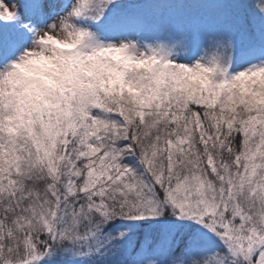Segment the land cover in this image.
<instances>
[{
  "label": "snow or ice",
  "instance_id": "obj_1",
  "mask_svg": "<svg viewBox=\"0 0 264 264\" xmlns=\"http://www.w3.org/2000/svg\"><path fill=\"white\" fill-rule=\"evenodd\" d=\"M0 264H264V0H0Z\"/></svg>",
  "mask_w": 264,
  "mask_h": 264
}]
</instances>
